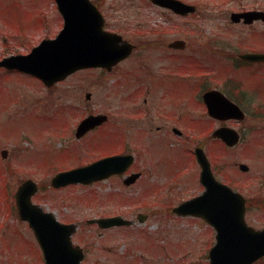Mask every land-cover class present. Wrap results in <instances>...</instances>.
Segmentation results:
<instances>
[{"label":"rangeland","instance_id":"1","mask_svg":"<svg viewBox=\"0 0 264 264\" xmlns=\"http://www.w3.org/2000/svg\"><path fill=\"white\" fill-rule=\"evenodd\" d=\"M185 1L197 6L195 14L179 20L184 25L178 35L187 40L188 46L176 55L185 64L178 69L186 78L171 82L173 91L185 94L175 99L172 92L166 91V104H203L198 95V78L205 79L206 85L232 92L234 86L241 85L255 103L263 102L264 85L261 96L253 88L258 78L264 82V66H239L232 59L243 51L238 40L243 36L245 42L246 36L241 31L248 33L254 28L234 26L228 18L231 10L258 0ZM259 1L264 6V0ZM139 3L143 1L118 0V27L122 21L136 19ZM145 10L148 15L141 13L139 20L153 26L166 25L158 10L147 4ZM115 14L110 11L111 19ZM61 23L51 0H0V57L28 52L41 38L54 36ZM257 27L264 30V24ZM216 49L227 56L216 54ZM136 53L142 55L133 57L131 68L145 79L178 71L168 59L176 57H167L162 47L138 49ZM124 69L125 66L121 68ZM133 83L116 66L109 72L77 71L50 87L21 72L0 69V151L8 152L4 158L0 154V264H43L32 231L17 216L13 205L16 188L26 178L38 184L32 197L34 203L53 212L60 221L78 225L72 240L85 249V264H209L208 250L214 240V230L209 225L180 219L166 207L156 214L151 212L160 207L155 201L158 197H168L174 206L202 191L191 143L220 124L203 117L199 128L185 127L187 138H193L187 146L189 154L177 152L171 145L151 147V138H136L132 129L135 104L131 103H142L143 98L135 88L142 82ZM86 92L91 93L89 100L85 99ZM152 100H157V93ZM249 104L241 125L225 123L241 130V142L228 148L218 140L208 141L206 152L217 178L247 196L264 197V113L258 104ZM253 107L258 115L250 112ZM90 113H105L108 121L75 138L77 123ZM119 122L123 124L120 127ZM121 151L139 154L135 167L143 176L130 186L118 176L87 185L50 186L57 172ZM239 163L248 165V171L240 170ZM138 213L148 216L138 221ZM113 214L134 222L104 230L86 222ZM251 217L255 224H264V206L252 210Z\"/></svg>","mask_w":264,"mask_h":264},{"label":"water","instance_id":"2","mask_svg":"<svg viewBox=\"0 0 264 264\" xmlns=\"http://www.w3.org/2000/svg\"><path fill=\"white\" fill-rule=\"evenodd\" d=\"M56 1L64 17V24L58 35L54 39L42 40L28 54L3 57L0 60V67L31 73L46 85H51L79 68L90 66L110 68L131 52L132 46L122 41L120 36L102 29L100 15L94 11L88 0ZM153 1L180 14L195 10L194 6L178 0ZM251 15L253 14L250 12L233 14L232 19L236 21L238 16H243L250 20ZM249 57L264 60V54H252ZM203 99L208 113L213 117L221 120L244 118L240 107L219 91H207ZM106 119L107 116L104 114L88 115L78 124L76 136L83 135ZM212 136L221 139L227 146L236 145L240 138L234 128L227 126L219 127ZM1 153L3 157L7 155L6 150H2ZM194 154L200 165L199 180L204 186V191L182 202L174 211L178 214L202 217L215 229L216 241L208 253L209 264H252L264 255V228L256 230L245 223L244 197L216 179L201 147H196ZM131 162V155L109 156L86 166L59 172L51 179V184L54 187L70 183L88 184L111 174L123 172ZM239 168L243 171L248 170L244 163H240ZM138 176V173L132 174L125 179V183L134 182ZM36 190V184L27 180L18 187L15 199L20 218L28 221L40 244L44 264H84L82 248L73 245L71 241L76 225L61 223L53 213L43 211L40 206L33 204L31 196ZM88 223L108 228L130 224V221L113 215L92 218Z\"/></svg>","mask_w":264,"mask_h":264},{"label":"flooded vegetation","instance_id":"3","mask_svg":"<svg viewBox=\"0 0 264 264\" xmlns=\"http://www.w3.org/2000/svg\"><path fill=\"white\" fill-rule=\"evenodd\" d=\"M90 1L96 6L98 11L102 15V18L104 20L103 28L105 30L117 33L122 40L133 45V51L125 59L119 61L115 66L118 67V72H122V76L131 77L132 83L133 81H140L142 82L143 85V86L140 85L135 87L138 93L141 92L140 95L143 97L142 103H138V102L131 103V104H135L133 108L134 119H131V121L134 122L132 129L136 132L134 133V135H136V138L149 137L152 139L151 147H153L154 145H161V147L164 148L167 145H171L173 149L174 148L177 149L176 150L177 152L189 154L188 151L189 149L187 148V146L190 145V140H193V138L190 137L187 138L185 127L188 126L189 129H192L194 126L198 125L199 128V125L201 124L203 117L209 121L212 120L215 124L219 123L221 125L223 124L225 125L226 122L227 123L234 122L237 123L238 125H241V123H243L244 120L220 121L217 118H213L208 114L205 104H166L165 102L166 91L172 92L175 99H178L181 97L182 94H185L183 93L182 90L180 92H175L173 91L174 87H171V82L175 78L177 79L186 78V76L180 73L179 71L180 68L178 69V67L180 66L184 67L185 64L180 62L179 58H177L178 56L176 55V53L178 52H183L188 46L187 40L179 37L180 35H178V33L181 32V30L183 29V25H184V22L179 20H182L184 16L175 13L169 8L161 6L159 3L153 0H142L143 3L138 4L136 19L134 21H129V20L122 21L120 22V26L118 27V0H115L114 3L113 0H90ZM180 1L187 2L185 0H180ZM51 3L55 8L57 19L61 20L60 15L57 11L56 4L54 3V0H51ZM145 4H147L150 8L158 10L162 18H164L163 22L166 23V25L153 26L150 25L149 22L146 24L145 21L139 20L141 13H145V14L147 13V11L145 10ZM263 7L264 6H262L261 2L258 0L256 3L252 5H249L247 7H240L239 9H235V10L233 9L229 12L228 18L232 25L241 26L240 28H244L246 30L254 28V30L248 33L246 31H241L246 36L245 42L243 36H240L239 37L240 39L238 40L239 45L243 46L242 48L243 51L236 53L235 56H233L232 58L234 61L237 62L239 66H245V67L248 66L251 67L256 65L264 66V62L249 61L241 58L242 54L264 53V30L257 27L264 24ZM111 10H114L116 13L113 16L114 17L113 19H111L110 16ZM251 11H254L256 14L251 15L252 19H250L249 21H244L243 18L239 19L236 22L230 20L231 13H241V12H251ZM195 13L189 15H193ZM114 25L116 27H114ZM181 41L186 43L185 47L183 49H176L175 47L180 45ZM154 47L156 48L162 47V50L163 52H165V55L167 57H169V55H174L176 57L175 59H170V58L168 59L174 63L173 67H175L174 69L178 71H166V75L158 74L160 75V77H155V78L149 77L146 79L136 74L133 71L134 68H131V63L132 61H134L133 57L138 58L139 56L142 55V54H137L136 51L138 49H149ZM215 52L219 53V55L223 57L227 56L222 50L216 49ZM123 66H125L126 69L121 70ZM251 73H257V71H251ZM177 74L183 77H180ZM260 79L261 78H258L254 82L256 84L254 85L253 89L255 94L261 96V94L263 93V90L261 88L264 85V82H262L263 80ZM198 80L201 83V85L198 88L199 90L198 95L200 93L201 102H202V94L204 92L210 89H216L222 92L229 100H232L234 103L239 104L245 110L246 114L248 111L246 110L245 104H249V103L264 104V101L255 103V100L248 97V94L243 89V86H242V90L232 92L228 89H225L224 87L206 85L205 79L202 80L201 78H198ZM251 81L252 80L250 79L249 82ZM132 85L134 86V83ZM144 86L145 88H143ZM156 93H157V100H152V96H155ZM250 112H252L253 114H258L259 111L255 110L254 108L252 111L250 110ZM139 119L140 120L143 119V120L140 121ZM120 125L122 126L123 124L119 122L118 126L120 127ZM239 131L241 133L240 129ZM211 132L207 133L205 137H203L202 139L200 138L196 143H194L193 141L191 143L193 150L197 145L200 144L202 145V143H204V145L207 146L208 141H215L211 136ZM124 135L125 134L120 136V138L123 137ZM120 143H122V139ZM136 145L137 147H140V143H136ZM193 150L191 151L192 152L191 155L195 160ZM118 154L133 155L132 163L124 173L113 176H118V178H121L122 182L124 183L125 179H127V177L130 174L138 172L139 177L137 178L136 181L141 179L143 176L142 175L143 172L141 171V169L135 167L139 154L130 151H121L118 152ZM180 156H182V154H180ZM238 192H240L245 197V205H246L245 219L248 225L256 229L264 228V224H255L254 222L251 221L252 219L251 211L255 210V208H262L264 206V197H260V196L251 197V196H247L241 191ZM155 201H156V205H159L160 207L154 208V210L151 213L156 214L161 208L164 207H166L165 210H167L168 212L170 211L172 212L174 206H171V203L169 204L170 199L168 197H158L156 198ZM139 214L144 215L145 218L148 216L145 213L144 214L138 213L137 216ZM175 216L185 220L203 221L201 218L192 215H184V216L175 215ZM214 241L215 239L214 240L212 239V242ZM261 262H264V256L258 259L253 264H257Z\"/></svg>","mask_w":264,"mask_h":264}]
</instances>
